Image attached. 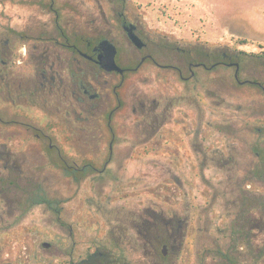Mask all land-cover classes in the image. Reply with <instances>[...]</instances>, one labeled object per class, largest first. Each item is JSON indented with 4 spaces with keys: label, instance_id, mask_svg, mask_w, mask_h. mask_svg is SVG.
<instances>
[{
    "label": "rangeland",
    "instance_id": "374dc122",
    "mask_svg": "<svg viewBox=\"0 0 264 264\" xmlns=\"http://www.w3.org/2000/svg\"><path fill=\"white\" fill-rule=\"evenodd\" d=\"M101 39L122 75L67 46ZM229 62L264 86V0H0V264H264V90Z\"/></svg>",
    "mask_w": 264,
    "mask_h": 264
},
{
    "label": "flooded vegetation",
    "instance_id": "af4514ba",
    "mask_svg": "<svg viewBox=\"0 0 264 264\" xmlns=\"http://www.w3.org/2000/svg\"><path fill=\"white\" fill-rule=\"evenodd\" d=\"M130 25H132L130 22H127L124 19L122 20L123 29L126 28V27H130ZM132 31H133V33H135V26L134 25H133ZM102 40L103 39L99 40L96 44L92 45L90 47L89 51H83V50L79 49L75 43H67V46L69 48H71L73 51L77 52L83 58L96 63L100 67H103L106 64V61H105L104 58L106 57V49H107V45L108 44L101 43ZM86 44L88 45V42ZM144 46H145V44H144ZM143 47H141L140 49H142ZM145 55H149V54H145ZM222 56L224 57L225 54L223 53ZM145 59H151V56L149 55ZM188 66L191 67V64H189ZM230 66H233V65H230ZM126 69L127 68H124V72L126 71ZM238 71H239V68H238ZM191 73H193V72L191 71L190 74ZM238 78H239V76H238ZM52 79H53V77H52ZM243 81H245L244 83L253 82L257 86H259L262 90H264V86L259 81H251V80H243ZM83 92L84 93H89V90L87 88L83 87ZM89 95H90V97L96 96V94H91V93H89ZM111 114H112V112L110 111L109 114H108V118H110ZM109 149H111V148L109 147ZM88 166H90V164L86 163V164H83L80 168H77V167H74V166H69L68 168L73 172V174L80 175V174L83 173L85 168H87ZM163 244H165L166 248H167V244L166 243H162L161 246ZM66 263L67 264H108V258L106 256H103L101 252H98L97 250H94L91 253H87L85 256L77 258V259L69 257L67 259Z\"/></svg>",
    "mask_w": 264,
    "mask_h": 264
},
{
    "label": "water",
    "instance_id": "95a60500",
    "mask_svg": "<svg viewBox=\"0 0 264 264\" xmlns=\"http://www.w3.org/2000/svg\"><path fill=\"white\" fill-rule=\"evenodd\" d=\"M132 28H133V24L132 25H130V27H126V28H124V30H125V32H126V34H127V37H128V39L130 40V42L137 48V49H140L141 47H143L144 46V42L135 34V33H133V31H132ZM101 43H105V44H108L107 45V49H106V57L104 58L105 59V61H106V64L102 67V68H104L105 70H107V71H116L117 73H119L120 75H122L123 74V72H124V68L123 67H121V66H119L116 62H115V54H116V48H115V46L111 43V42H109L108 40H106V39H103L102 41H101ZM147 56H149V55H143L141 58H140V60H139V62H138V64H137V66L136 67H138L140 64H141V62L147 57ZM228 65H233L235 68H234V73H233V75H234V78H235V80L238 82V83H244L245 81H243V80H239V78H238V68H239V63L238 62H229V63H227ZM195 66H198L199 65V63H196V64H194ZM135 67V68H136ZM192 74V73H191ZM109 147L111 148V146L109 145ZM42 245L43 246H47L48 244H47V242H43L42 243ZM161 253L164 255L165 253H166V245L165 244H163L162 246H161Z\"/></svg>",
    "mask_w": 264,
    "mask_h": 264
},
{
    "label": "trees",
    "instance_id": "16d2710c",
    "mask_svg": "<svg viewBox=\"0 0 264 264\" xmlns=\"http://www.w3.org/2000/svg\"><path fill=\"white\" fill-rule=\"evenodd\" d=\"M66 172L67 173H71V174H73V172L71 171V170H69V169H66ZM50 203V202H49Z\"/></svg>",
    "mask_w": 264,
    "mask_h": 264
},
{
    "label": "clouds",
    "instance_id": "9594fccd",
    "mask_svg": "<svg viewBox=\"0 0 264 264\" xmlns=\"http://www.w3.org/2000/svg\"><path fill=\"white\" fill-rule=\"evenodd\" d=\"M21 51H23V49H21Z\"/></svg>",
    "mask_w": 264,
    "mask_h": 264
}]
</instances>
